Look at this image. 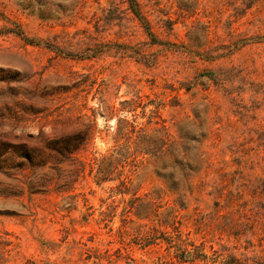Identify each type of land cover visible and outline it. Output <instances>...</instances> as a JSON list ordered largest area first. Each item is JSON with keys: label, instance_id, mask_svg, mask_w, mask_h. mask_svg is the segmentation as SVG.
Listing matches in <instances>:
<instances>
[{"label": "rangeland", "instance_id": "rangeland-1", "mask_svg": "<svg viewBox=\"0 0 264 264\" xmlns=\"http://www.w3.org/2000/svg\"><path fill=\"white\" fill-rule=\"evenodd\" d=\"M136 2L0 0V264L264 255V0Z\"/></svg>", "mask_w": 264, "mask_h": 264}, {"label": "trees", "instance_id": "trees-1", "mask_svg": "<svg viewBox=\"0 0 264 264\" xmlns=\"http://www.w3.org/2000/svg\"><path fill=\"white\" fill-rule=\"evenodd\" d=\"M132 3H133L134 6H137L136 0H132ZM135 10H137L136 7H135ZM136 12L138 13V11H136ZM77 149H78V146L68 145V144L64 143L63 147H61L59 149H56V150H58V152H60V153H63V152L71 153V152H74ZM251 206H254V201L251 202ZM235 259L236 258L233 257V259H232L233 261H231V262H234ZM247 259L249 260V262L251 264H264V255L263 254H253V255L247 256Z\"/></svg>", "mask_w": 264, "mask_h": 264}]
</instances>
